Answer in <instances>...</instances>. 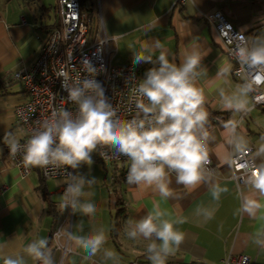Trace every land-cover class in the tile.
I'll list each match as a JSON object with an SVG mask.
<instances>
[{
    "label": "crops",
    "instance_id": "crops-1",
    "mask_svg": "<svg viewBox=\"0 0 264 264\" xmlns=\"http://www.w3.org/2000/svg\"><path fill=\"white\" fill-rule=\"evenodd\" d=\"M177 2L87 0L89 29L93 30L92 39H113L109 44L113 66L135 62L137 53L158 58L164 54L177 66L188 54L199 55L195 85L203 91L202 108L207 113L204 143L215 172L205 174V180L195 188L177 183L175 173L168 174L170 196L164 199L154 186L124 184L115 166L109 187L104 180L108 173L102 171L104 167L96 166L101 162L93 151L91 164L81 163L74 169V182L83 179L84 184L70 218L69 207H62L66 202L61 193L63 180H44L36 167L22 178L13 166L0 159V264L5 258L19 260L20 264H38V259L28 253V245L46 239L47 246L42 250H51L49 237L59 225L70 233L71 253L64 264L151 262L147 245L160 241L154 235L150 240L139 236L130 239L127 229L129 221L142 219L154 204L169 213L167 219H186L177 225L184 240L165 263L221 264L229 254H244L250 257L251 264H264V193L254 184L238 188L228 166L231 156L252 147V159L259 168L264 167V110L253 107L248 90L233 79L217 34L205 20L206 15L220 12L234 28L248 34L255 45L263 39L259 34L264 31V0ZM27 9L28 15L24 13ZM39 9L47 13L41 0H0V144H9L13 139L20 142L26 136L25 128L16 121L14 107L27 95L23 85L9 80L7 75L34 61L53 25L44 21ZM153 15L159 17L156 25L150 23ZM236 98L245 102L243 110L225 107L226 102H235ZM217 186L226 190L214 199L212 191ZM85 203L94 204L96 211L83 213L81 206ZM253 204L259 208H253ZM204 212H210L212 218L205 220ZM101 230L106 241L91 255L78 238ZM58 257L54 251L52 262Z\"/></svg>",
    "mask_w": 264,
    "mask_h": 264
},
{
    "label": "clouds",
    "instance_id": "clouds-1",
    "mask_svg": "<svg viewBox=\"0 0 264 264\" xmlns=\"http://www.w3.org/2000/svg\"><path fill=\"white\" fill-rule=\"evenodd\" d=\"M150 23L158 24L159 17L153 15ZM237 56L245 63L264 65V39H258L250 49L238 48ZM199 60V55L193 52L177 66L170 63L164 54L159 56V66L149 68L137 85L141 98L136 106L142 113L141 119H114L116 110L107 102L104 89L96 80L87 79L82 87L66 89L70 99L78 105V115L73 119L69 112L63 111L60 119L46 122L44 130L27 141L24 164L30 167L54 164L75 169L81 163L91 164V153L98 145L106 144L114 146L130 160L127 172L129 184L154 186L161 198L167 199L170 191L166 178L169 172H174L177 183L195 188L205 180V166L209 163L204 143L207 134L203 131L207 113L202 108L203 91L195 85V69ZM135 61L150 62L151 57L137 53ZM85 64L89 71H95L90 62L85 61ZM244 94L242 90L241 95ZM225 107L239 111L244 109L245 102L236 98L235 102H226ZM8 143L10 151L17 152L18 142L13 139ZM252 182L256 189L264 193V167L254 170ZM83 184V179L68 184L65 190L68 199L62 207H67L69 203L75 206L82 194ZM225 190L217 186L212 191L213 198L219 199ZM252 207L259 208V205L253 204ZM81 210L90 214L96 211V207L85 203ZM168 215L159 204H154L152 211L142 219L128 222L127 235L130 239L139 236L150 240L154 235L160 241L159 244L153 241L147 245L146 251L152 264H165L167 257L184 240L177 225L184 224L186 219L181 217L173 221L165 218ZM203 216L205 220L212 218L210 212H204ZM78 239L84 249L95 255L105 243L106 236L101 230ZM47 243L46 239H39L29 244L27 251L42 260L43 264H52L50 256L42 251ZM4 264H20V261L5 258Z\"/></svg>",
    "mask_w": 264,
    "mask_h": 264
},
{
    "label": "built area",
    "instance_id": "built-area-1",
    "mask_svg": "<svg viewBox=\"0 0 264 264\" xmlns=\"http://www.w3.org/2000/svg\"><path fill=\"white\" fill-rule=\"evenodd\" d=\"M185 1L178 0L177 3L184 4ZM54 10L57 20L48 29L34 61L29 66L7 75L9 80L20 82L27 95L25 101L14 107L16 121L25 128L26 136L18 142L19 148L15 153L10 151L9 144H0V159L13 166L22 178H26L35 168L26 166L23 162L27 141L43 131L46 122L60 119V113L63 111L69 112L73 119L78 115V105L70 99L66 90L68 88L82 87L83 81L87 79L96 80L103 87L107 102L116 110L117 116L114 119L143 118L136 106L141 97L137 91L140 79L134 64H111L113 50L109 44L113 41L112 38L102 36L98 40H89V28L85 16L81 13L79 0H56ZM205 20L217 34L220 48L231 64L233 79L240 81L248 90L253 107L264 110V65H251L237 56L238 48L250 49L254 46L251 37L234 28L220 12L206 15ZM85 61L90 62L95 71H89ZM61 73L65 75L62 76ZM94 152L101 163L115 166L121 181L129 184L127 172L130 160L127 157L119 153L114 146L106 144L98 145ZM252 152L253 148L248 147L229 158L230 178L238 188L253 184V172L259 167L251 157ZM207 153L209 163L205 166V174H213L215 168L208 150ZM36 168L44 180H63L61 193L64 196L68 184L74 183L73 168L54 164ZM68 207L72 218V204L69 203ZM50 241L52 249L42 251L50 258L53 252L57 251L59 257L52 264H64V260L71 253L69 231L64 232L61 225L57 226L50 235ZM38 264H43V261L38 260ZM131 264L152 263L134 261ZM221 264H251V259L244 254H229L221 260Z\"/></svg>",
    "mask_w": 264,
    "mask_h": 264
},
{
    "label": "rangeland",
    "instance_id": "rangeland-1",
    "mask_svg": "<svg viewBox=\"0 0 264 264\" xmlns=\"http://www.w3.org/2000/svg\"><path fill=\"white\" fill-rule=\"evenodd\" d=\"M17 2L19 1V0H16ZM20 1H22V0H20ZM14 3H16V2H13V4ZM41 3L45 6V8L47 9V13L45 14L43 11H41V9H39V14H42V15H44V17H45V19H44V21L46 22V23H55L56 22V20H57V16H56V14L53 12V8L55 7V5H56V0H41ZM35 6H40V5H35ZM32 6H29L28 8H31ZM34 9V8H33ZM37 11V10H36ZM26 12V13H25ZM24 13L26 14V15H28V13H29V10L27 9V10H25L24 11ZM92 35H93V30H90L89 31V40L90 39H92ZM259 37H262L263 39H264V31L263 32H261L260 34H259ZM258 37V38H259ZM102 165H104V166H102ZM96 166H98L99 168H101L102 169V167H104L103 168V170L102 171H106L107 173H108V176L104 179L105 180V183L107 184V185H109V187H110V185H111V182H113V178H111L112 177V174L114 173V171H113V165H110V164H103V163H99V162H96ZM103 175H104V172L102 173V175H101V177L98 179V180H100V181H102L103 180ZM97 177H99L98 176V174H97ZM72 211H73V205H72V209H71ZM69 212H70V208H69Z\"/></svg>",
    "mask_w": 264,
    "mask_h": 264
},
{
    "label": "trees",
    "instance_id": "trees-1",
    "mask_svg": "<svg viewBox=\"0 0 264 264\" xmlns=\"http://www.w3.org/2000/svg\"><path fill=\"white\" fill-rule=\"evenodd\" d=\"M80 1V8H81V13L85 16V22L89 28L90 25V10L89 8H87V0H79ZM90 31V29H89ZM145 56H150V55H145ZM151 57V61L150 62H133L134 64V68L136 71V74L138 76V78L141 79L143 78L145 72L152 67H158L159 66V58L158 57H154V56H150ZM55 229V228H54ZM49 243H51L50 241V237H49Z\"/></svg>",
    "mask_w": 264,
    "mask_h": 264
}]
</instances>
